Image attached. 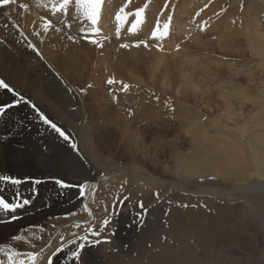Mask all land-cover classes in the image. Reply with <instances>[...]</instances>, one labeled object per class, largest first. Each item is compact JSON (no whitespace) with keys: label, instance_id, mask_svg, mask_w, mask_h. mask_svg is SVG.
Wrapping results in <instances>:
<instances>
[{"label":"rangeland","instance_id":"1","mask_svg":"<svg viewBox=\"0 0 264 264\" xmlns=\"http://www.w3.org/2000/svg\"><path fill=\"white\" fill-rule=\"evenodd\" d=\"M40 1V6L36 0H16V4L26 7L33 3L29 10H41V69L45 70L40 69V95L49 94L54 99L51 105L41 104L42 112H46L42 121L46 119L52 125L43 152L54 161L50 165L35 163L31 170L13 166L15 171L3 172L16 184L26 179L28 192L35 194L26 201V207L37 205V195L47 196L45 191L75 190L71 199L76 206L68 212V220H75V212L84 209L75 197L76 190L86 182L104 180L114 173L113 166L130 171L136 166L131 160L137 155V174L163 177L189 190L185 193L169 182L141 185L127 177L106 180L96 196L94 218L82 228L73 223L58 236L60 241L71 240L73 247L56 264H264V210L254 199L263 188L234 197L214 193L253 177L246 157H241L237 166L232 161L234 149L225 148L223 143L231 141L221 135L216 121L233 125L224 118L218 97L223 93L235 105L244 104L239 110L233 107L236 115L231 116L239 130L243 125L254 133L259 123H264V98L263 108L258 103L264 91V39L254 32L257 29L264 35V0H102L104 19L99 18V0ZM25 7L19 8L25 11ZM98 23L104 32L101 36ZM219 47L227 48V52ZM230 49L231 54H227ZM63 52L74 58L62 61ZM256 53L259 55L254 56ZM249 71L254 74L252 78H248ZM46 73L61 77L52 78V89L51 78H44ZM239 91L244 96L238 95ZM255 115L257 122L251 119ZM123 125H127L124 130ZM147 126L153 132L141 135ZM230 134L236 140L243 135L234 129ZM16 146H20L19 141L10 142L5 156L9 157ZM176 156L185 161L182 170ZM82 162L90 172L88 181L65 174L70 169L82 175ZM30 184L37 188H30ZM0 195L8 202L5 195ZM246 200L262 215V221L259 215L251 216ZM9 206L7 209L14 211L15 207ZM56 225L59 223H41L39 227L50 237ZM43 240L42 236L33 246ZM16 244L12 242L15 247L22 246ZM42 259L49 262L48 257Z\"/></svg>","mask_w":264,"mask_h":264},{"label":"bare ground","instance_id":"2","mask_svg":"<svg viewBox=\"0 0 264 264\" xmlns=\"http://www.w3.org/2000/svg\"><path fill=\"white\" fill-rule=\"evenodd\" d=\"M0 2H1L0 3V109H2L1 111H3V113L0 112V114L2 113L0 115V190H1L0 192L3 195H5L8 199V202H7V200L2 195H0V264H26V262H29L31 264H49L52 262V263L56 264V262H58L61 259V257H63V254L67 250L69 251V249H71L73 247L71 244V240L65 239L63 241H60L62 238H60V240H58V236L60 235L61 232L66 233V231L69 230L70 226L73 225V223L78 228L79 227L82 228V226H86L89 223V221L94 218V216L96 214V210L98 208V200H97L96 196H97V193L101 190V187L104 185L106 180L107 181L108 180H116L117 181V180H120L124 177H127V178H129V180H131L133 182L134 181L138 182L141 185L142 184L143 185L148 184V183H154V184L157 183L158 184V183H163V182H169L174 187H176L178 189L183 188V190H181V191L188 193L189 190L187 191V189H185L183 185L176 183V182H170L169 180L163 179V177L162 178H156V177H153V176L148 175V174L147 175H143V174H139V173L137 174L136 170L138 171V169H137L138 167H136V166H139V164H140L139 159L137 158L139 156L137 155V157L133 156L132 160L129 159L132 161V163H134V166L136 165L132 169L130 168L131 170L129 168H126L130 171H125L124 169H123L124 171H122L118 167L113 166L112 169L114 170V173H109L106 177L104 176L105 177L104 180H102V181L98 180L97 182L94 181L91 183L86 182L83 184L82 187H79V189L76 190V196L75 197L77 198L78 202L83 204L82 206L85 210L80 208L78 211H76L75 215H77L78 218H76L75 220H68V218L71 216L68 214V212L72 208H74V205L76 204V202L73 203L74 200L71 199L72 194H74L72 192L75 190H69L70 191L69 193L45 191L46 192L45 195H47V196H44V194H42V193L37 195V198H38L36 201L37 205H34L32 203V205L30 207H26V205H25L26 201L29 199H32L33 196L35 195V194H32L31 192L30 193L28 192V187H27V184L25 183L26 179H22L21 183L18 182V184H16V183H13V181H11V179H9L8 176H5L8 174H6V173L4 174L3 172H5L4 170H6V169H10L11 171H15L16 169L12 168L13 166H17V169L22 168L24 166L28 170H31L30 167H34L35 163L38 165L43 164V162H45V165L52 164L51 161H54V160L51 159V161H50L48 158H46L48 155L45 152H43L44 151V145L47 142V140L49 139L47 134L49 133V131H51L52 125L49 124V122L45 118H44L45 120L42 121V117L44 116L45 110H44V112H42L41 104L44 101L46 105H51V101L53 98L51 99L49 94L48 95L44 94V96L40 95V92L42 90L41 89V85H42V81H41L42 79L41 78L42 77L40 76V74H41L40 71L44 69V68L41 69V62H42L41 60H43L42 59L43 56L41 53V47H42L41 37H42V29H43V25L40 21L41 10L39 11V7L37 9H32V11L29 10L30 6L33 3L28 4L26 7L24 6V4H22V6H20V3H19L20 8L25 7V11H21V9L18 7V4H16V0H0ZM36 2L40 6L41 1L36 0ZM102 6H103L102 0H99V4H98L99 18L100 17L103 18V15H104L103 11H102ZM183 9H184V7H183ZM98 26H99V23H98ZM200 28H202V27H200ZM196 31H198V30H196ZM200 31H201V29H200ZM200 31H198V32H200ZM102 32H103L102 28L99 26L98 27V33H99L98 36H101V34L104 33V32L103 33ZM254 32L259 39H264L263 33H258L257 29ZM194 38L198 39L197 35H195ZM165 49H167V48H165ZM215 49H216V47H215ZM219 49H220V47H219ZM225 49H227V48H225ZM225 49H222V50L220 49V50L223 52H227V51H225ZM150 51H152V50H150ZM231 52H232V50L230 49V50H228L227 54H231ZM152 53H154V52L152 51ZM152 53H151V55L153 56L154 54H152ZM222 53H221V56H222ZM237 53H238V51H237ZM53 55L55 57V53ZM257 55H259V54L258 53L254 54V56H257ZM72 58H74V57H72ZM72 58L70 56H68L67 52L66 53L63 52V54L60 55V59H62V61H66V60L70 61V60H72ZM54 59H56V58H54ZM193 60H190V61H193ZM251 60L257 61V59H254V58H252ZM227 61H229V62H227ZM227 61H225V62H227V64L230 63L229 59ZM262 61H263L262 66L264 68V59H262ZM53 63H54V61H53ZM231 63H233L232 60H231ZM237 66H236V68H238ZM241 66H243V65H241ZM252 68H254V67H252ZM156 69H157V67H156ZM69 70H68V72H69ZM220 70L223 71V73H224V69L222 70V68H221ZM48 71L51 73L50 70H48ZM190 71H191V69H190ZM221 71H219V72H221ZM229 71H231V70H229ZM49 72H48V74H49ZM234 72H237V71H234ZM183 73H184V71H183ZM48 74L46 73V76L44 75V78H51V80L49 79L50 85H51V86L49 85V88L52 89V86L54 85V80L52 78H61V77H58V76H55L52 74L48 75ZM57 74H58V72H57ZM234 75H236V73ZM253 75H254L253 72H251V71L248 72V78H252ZM260 76H262V75H260ZM184 77L186 78L185 75H184ZM246 77H247V75H246ZM77 80H79V78ZM184 81H183V83H184ZM98 82H100V81H98ZM249 82H252V81H249ZM78 83H80V82H78ZM81 83H83V82H81ZM84 83H85V81H84ZM100 83H98V84H100ZM263 83H264V81H263ZM83 85L84 84H82V86ZM182 85H185V84H182ZM65 86H67V84ZM235 87H237V89L241 88V86H239V85H237ZM193 89H195V88H193ZM53 90H54V88H53ZM242 92L243 91H241V92L239 91L238 95L244 96V92L243 93ZM235 93H237V91ZM221 94L219 93L218 97L221 100L223 107H224V109H223L224 118L229 123L233 122V125L229 126V125H227V123L222 122L220 120H218L219 122L216 121V125L220 128V130H222L221 135L231 141V142H227V141L223 142L226 145H229V146L224 145V147L225 148L231 147L234 149L232 155L235 158H234V160H232L233 159V157H232L231 160L236 163V166L238 165L239 159L241 157H246V159H247L246 165L249 167L250 172L252 173L253 177H250L249 179L246 180V182H244L242 184L235 185L231 189L221 188V189H218L217 191L214 190V193L217 192L220 194H224L228 197H234V196H237L238 194H240L241 192H248L249 194H252V193H254L253 192L254 188L261 187V188H263V190L257 194H254V199L256 201H258L257 204H259L264 210V123L260 122L259 123L260 128L257 129L258 131H255V132L253 131L254 133L248 132L245 125H244L245 127H243V125H242V129L239 130L240 128L238 126H236V124H238V123L231 121V116L236 115L235 113H233L235 111L233 107L237 106V108L239 110L242 106H244V104H243V102H241V104L236 103L238 105H235L233 100H231L225 94H223V93H221ZM262 94H263L262 99H259V102H258L259 104H261L263 102L264 91L262 92ZM46 96H47V98H46ZM237 99H239V98H236V100ZM240 100H241V98H240ZM262 105H263V103L261 104V108H263ZM124 107L126 108V106H123V108ZM257 107H260V106H257ZM66 108H68V107H66ZM156 108H155V110H157ZM261 108H259V109H261ZM261 110H260V112H258L259 115H261ZM112 114H114V112ZM106 115H107V113H106ZM115 118H116V116H115ZM130 118H132V116ZM112 119H114V117ZM251 119L252 120L254 119L256 122H257V120L259 121V119L257 118V115L252 116ZM115 123H116V126L119 125L117 123V118H116ZM210 123H211V121H210ZM52 124L54 125L53 121H52ZM245 124H246V122H245ZM55 125H56V123H55ZM201 125H205V123H201ZM126 127H127V125H123L122 129L124 130V129H126ZM144 128L146 131H143V133H141V135H143V136H148V135H150V133L153 132L152 128L150 126H147V128L146 127H144ZM233 129L236 130L238 134H241V135L243 134L244 136L243 135L242 136L235 135V137L237 136V140H236V138H232L233 135L230 134V130H233ZM182 133H183V131H182ZM245 133H248V135ZM195 136L196 135H194V137ZM240 137H242V139ZM177 138L179 139V137H177ZM203 139L206 141V139H208V138L205 139V137H203ZM13 140L19 141L20 146L14 147V150L11 151V155L9 157L5 156L8 154L7 147L10 144V142H12ZM215 141L220 142L218 139H216ZM189 143L192 144V142H189ZM185 144H187V143H185ZM46 148H48L49 151L51 150L50 147H46ZM198 148H200V147H198ZM136 153L137 154L139 153V155L141 157H144V158L147 157L146 155H144L140 152H136ZM183 154H181V155H183ZM170 155H171V153H170ZM126 156H127V154H126ZM178 156H176V158ZM171 158H172V156H171ZM141 159H143V158H141ZM156 159H158V158H156ZM219 159H220V157H219ZM82 163H83V174L82 175L80 173L74 172L70 169H69L70 171L66 170L65 174L67 176L71 175V176H69L70 178L76 177V178H80V179H84L85 181H88L90 179L89 178L90 172H89V169L87 168V165L84 164V162H82ZM178 163L182 164L181 165L182 168L180 170L185 168V166L183 165L185 163V161L184 162H183V160L181 161V158L178 159ZM220 163H221V161H220ZM248 163L251 165V167ZM53 164H56V163L53 162ZM149 164H151V163H149ZM127 165H128V163H127ZM61 166H62V164H61ZM131 166H132V164H131ZM188 166H189V164L186 167H188ZM166 167H167V164H166ZM189 168H187V169H189ZM141 169H142V167H141ZM175 169H176V167H175ZM229 169H231V168H229ZM149 171H148V173H149ZM190 172L191 171H189V173ZM174 174H175V172H174ZM24 175H26V174H24ZM175 175H177V174H175ZM178 177H180V176H178ZM29 183H31V182H29ZM34 187H36L34 184H30V188L34 189ZM50 188H52V187H50ZM105 189H104V191H105ZM30 190L31 189H29V191ZM42 192H44V191H42ZM199 193L210 194L211 192L199 191ZM94 194H95V197H93ZM91 196H92V200L90 202L89 198ZM34 198L36 199V196ZM44 198H46V199H44ZM42 200L43 201L45 200V202H47V204L46 203L44 204V202L42 203ZM245 202H246L245 205L246 206L248 205V207L252 213L251 216L253 218H256L259 215V212L256 211L254 206L251 205L250 203H248L247 200ZM9 204L11 206L15 207L14 211L7 209L10 207ZM45 206H47V207H45ZM3 214L6 216L2 217ZM262 215L264 216V214H262ZM261 216L259 215L260 221H262ZM41 223H51V224L59 223V225H56V229L54 230V233L50 237H48L47 233L43 232L40 229L39 225ZM261 225H262L261 226V235L263 236V242H264V217H263V221L261 222ZM42 236L44 238V240H43L44 242L42 244L39 243L38 246H36V245L33 246L34 242H37L40 238H42ZM74 236L75 235H73V237ZM12 242H15L17 244L19 243L22 246L18 245L15 247L12 245ZM76 242H78V241H76ZM73 254H74V250H73ZM100 255H102V254H100ZM47 257L49 259V262L46 263V261H44L42 258H47ZM70 262L71 261H65L64 264H71Z\"/></svg>","mask_w":264,"mask_h":264}]
</instances>
